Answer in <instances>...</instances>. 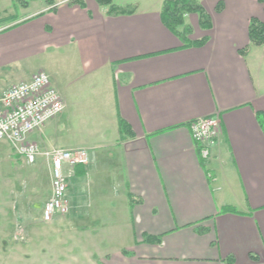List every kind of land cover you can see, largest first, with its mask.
<instances>
[{
    "label": "crops",
    "instance_id": "obj_1",
    "mask_svg": "<svg viewBox=\"0 0 264 264\" xmlns=\"http://www.w3.org/2000/svg\"><path fill=\"white\" fill-rule=\"evenodd\" d=\"M130 1L136 6L129 15H108L95 0H80L27 7L0 22V97L44 72L65 106L27 141L41 153L78 149L88 155V164L74 167L66 180L69 212L54 223L73 228L84 177L99 195L90 231L99 228L104 236L64 242L61 248L72 255L50 259L264 264V44L248 39L251 19L264 25V0H197L210 26L201 28L188 14L185 37L163 25L166 0ZM208 117H217L220 128L204 159L190 124ZM42 161L50 177L43 207L51 166ZM31 224L27 219L23 226L26 259L38 256L32 234L46 231L36 233ZM79 228L74 233H89Z\"/></svg>",
    "mask_w": 264,
    "mask_h": 264
},
{
    "label": "rangeland",
    "instance_id": "obj_2",
    "mask_svg": "<svg viewBox=\"0 0 264 264\" xmlns=\"http://www.w3.org/2000/svg\"><path fill=\"white\" fill-rule=\"evenodd\" d=\"M75 1L0 0V22L14 16H21L27 7L30 11L36 8L44 9L66 5ZM125 2H129V4L123 5ZM135 2L114 0L113 4L115 3L121 8L135 7ZM33 138H37V134H33ZM43 159L37 157L34 164L29 165L23 158L14 155L7 141H0V207L2 208L0 209L6 212L8 217L0 215V264H53L50 257H54L55 253L71 254L70 250L61 248L64 242L76 245L99 241L104 236L100 233L99 228L96 234H92L90 231V228L94 226L92 215L100 210V203L97 200L99 195L93 183L85 177L79 186L81 198L77 202V209L73 212V219L70 224L73 228L68 225V229H64L60 224L54 223L55 220L52 221V225L47 227V223L42 221V204L48 196V186H50V177L42 163ZM27 219L32 223L30 228H33L34 232L38 233L46 229L44 233L41 232L39 235L32 234L33 241H36L32 245V249L36 246L34 253L38 256L33 257L32 254L29 259L24 257L27 255L26 248H24L27 233L24 232L23 226H25L24 223ZM13 221L16 223L15 227H11ZM79 227H85L89 233L85 231L74 233L73 230L78 231L80 230ZM6 231L8 232L6 233ZM11 239L14 241L13 244L10 243ZM54 246H57L60 251L50 252L49 249ZM42 252L45 253L44 256L41 255ZM19 257L22 259L20 263H17L15 258ZM35 259L38 261H33Z\"/></svg>",
    "mask_w": 264,
    "mask_h": 264
},
{
    "label": "built area",
    "instance_id": "obj_3",
    "mask_svg": "<svg viewBox=\"0 0 264 264\" xmlns=\"http://www.w3.org/2000/svg\"><path fill=\"white\" fill-rule=\"evenodd\" d=\"M64 107L58 91L44 72H37L28 81L10 87L0 97V141H7L15 155L29 165L40 155L51 164V194L42 208V221L47 224L68 214L66 179L74 167L88 163V155L78 149H52L40 153L36 144L27 141V136L60 115ZM219 128L217 117L199 118L190 124L192 140L204 159L218 142ZM64 167H68L66 174Z\"/></svg>",
    "mask_w": 264,
    "mask_h": 264
},
{
    "label": "trees",
    "instance_id": "obj_4",
    "mask_svg": "<svg viewBox=\"0 0 264 264\" xmlns=\"http://www.w3.org/2000/svg\"><path fill=\"white\" fill-rule=\"evenodd\" d=\"M79 1L80 0H76L72 3H77ZM95 2L98 6L107 8L108 15H129L135 12V7H117L113 4V0H95ZM188 14H194L198 17L201 28H209L210 17L197 0H166L162 5L160 17L163 25L168 30L174 34L185 37L189 28L184 26V17ZM181 27L183 31L179 32L178 30ZM248 39L250 44L254 46H261L264 44V25L256 19H251L249 22ZM200 44L201 41L195 43V45ZM260 120L264 122V117L260 116ZM146 240L151 243L159 242L158 239L148 238Z\"/></svg>",
    "mask_w": 264,
    "mask_h": 264
}]
</instances>
